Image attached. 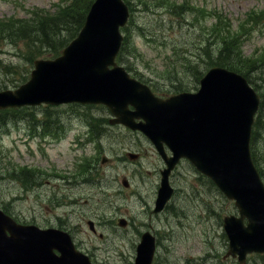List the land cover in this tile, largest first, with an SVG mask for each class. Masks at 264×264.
<instances>
[{
	"label": "rangeland",
	"instance_id": "obj_1",
	"mask_svg": "<svg viewBox=\"0 0 264 264\" xmlns=\"http://www.w3.org/2000/svg\"><path fill=\"white\" fill-rule=\"evenodd\" d=\"M65 1L0 0V89L28 78L32 46L46 49L1 25L52 12ZM129 1L125 64L133 75L160 93L175 91L173 83L193 88L205 68L204 48L210 52L224 41L239 43L247 63L242 70L248 69L264 102V0ZM216 13L221 22L212 26ZM46 106L0 111V205L11 215L42 225L67 222L77 244L103 264H132L139 233L149 222L158 236L155 264H238L222 258L220 219L232 205L189 163L173 172L174 203L149 221L146 202L160 161L145 137L110 125L102 106ZM41 138L51 142L42 144ZM128 152L139 156L129 159ZM257 155L264 170L262 141ZM27 173L30 179L24 178ZM121 216L129 224L125 230L117 224ZM88 219L102 238L89 232ZM245 264H264V258L250 255Z\"/></svg>",
	"mask_w": 264,
	"mask_h": 264
},
{
	"label": "water",
	"instance_id": "obj_2",
	"mask_svg": "<svg viewBox=\"0 0 264 264\" xmlns=\"http://www.w3.org/2000/svg\"><path fill=\"white\" fill-rule=\"evenodd\" d=\"M127 16L122 0H94L78 36L63 54L54 60H35L25 83L15 90L0 91V108L68 100L105 103L118 115L111 121L142 128L157 146L164 140L175 151L174 159L162 171L154 210L160 209L170 195L169 169L180 155L186 156L235 199L240 216L224 218L227 253L237 252L242 260L248 251L264 252V186L246 162L257 95L241 75L212 67L200 80L196 93H181L166 100L154 98L145 85L129 78L113 62L121 39L118 26ZM128 102L135 113L127 109ZM145 116L156 138L149 127L133 121L134 117ZM54 248L61 255H55ZM73 251L66 233L17 224L0 210V264H66L70 259L78 264L71 255ZM136 251L134 264H150L154 237L144 233Z\"/></svg>",
	"mask_w": 264,
	"mask_h": 264
},
{
	"label": "trees",
	"instance_id": "obj_3",
	"mask_svg": "<svg viewBox=\"0 0 264 264\" xmlns=\"http://www.w3.org/2000/svg\"><path fill=\"white\" fill-rule=\"evenodd\" d=\"M92 0H72L68 4L61 6L53 14H43L37 16L32 23L25 21H18V23L7 24L5 23L2 28L6 30H16V33H21L24 38L29 37L34 44L46 46L44 51H40L38 46H32L28 50V54H32L30 60L32 61L37 56L45 54L47 56L57 55L62 47L77 33L81 27L89 4ZM17 24V25H16ZM33 37V38H32ZM125 49V46L123 47ZM209 52L204 48V52L207 55V67L213 64L223 65L237 71H246L241 69L242 53L238 48L237 43H230L224 41V44L220 45L216 49H212ZM121 56H119V60ZM125 61V57L123 56ZM259 126L261 128H259ZM258 129L264 130V121L256 123L252 131V153L256 147L258 139ZM264 139V134L260 137Z\"/></svg>",
	"mask_w": 264,
	"mask_h": 264
},
{
	"label": "flooded vegetation",
	"instance_id": "obj_4",
	"mask_svg": "<svg viewBox=\"0 0 264 264\" xmlns=\"http://www.w3.org/2000/svg\"><path fill=\"white\" fill-rule=\"evenodd\" d=\"M148 217H150V216H148ZM60 227H62V226H60ZM63 229H65V230H67L69 233H70V235H71V237H73V227H70V226H64V227H62ZM98 260V259H97ZM97 262V261H96ZM97 263H99V262H97ZM99 264H101V263H99ZM103 264V263H102Z\"/></svg>",
	"mask_w": 264,
	"mask_h": 264
}]
</instances>
